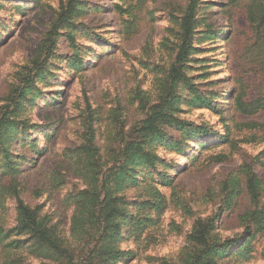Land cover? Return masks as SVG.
<instances>
[{
    "label": "rangeland",
    "instance_id": "1",
    "mask_svg": "<svg viewBox=\"0 0 264 264\" xmlns=\"http://www.w3.org/2000/svg\"><path fill=\"white\" fill-rule=\"evenodd\" d=\"M62 1L0 0V117L18 123L3 139L16 169L1 183L16 182L21 199L56 224L73 264L97 236L88 197L102 199L107 186L132 213L134 202L158 203L145 212L151 221L122 234L118 247L131 256L118 264H191L196 246L187 235L199 219L228 246L209 253L215 264H264V0H198L182 67L176 54L189 0H79L45 49ZM32 61L46 72L13 109L7 98ZM179 66L185 80L170 76ZM172 93L174 120L159 123L149 144L153 167L117 192L114 154ZM16 225L8 191L0 197V264H68Z\"/></svg>",
    "mask_w": 264,
    "mask_h": 264
},
{
    "label": "trees",
    "instance_id": "2",
    "mask_svg": "<svg viewBox=\"0 0 264 264\" xmlns=\"http://www.w3.org/2000/svg\"><path fill=\"white\" fill-rule=\"evenodd\" d=\"M79 0H64L59 4L55 17L51 22V28L47 30L44 37L43 47L47 49L48 42L51 43L50 37L52 31L70 22L75 10L78 6ZM198 0H189L183 16L180 19V45L176 54V62L183 66L192 47V37L194 34V21L196 16V7ZM181 67H173L170 76L177 79H186ZM42 64L40 62L32 61L31 66L26 67L19 73L18 81L15 87L11 89L7 100L11 102L13 109H17L24 99L25 93L31 88V79L34 76H43L46 70H41ZM174 95L168 94L160 98L158 103L152 105L150 112L142 121L138 128L139 135L130 141L124 143V146L117 152V158L114 167L116 171L112 173L111 182H117L120 185L117 192L123 190L125 185L136 180V173L139 169L147 170L153 167L156 155L149 146L150 143L156 139L158 134L157 125L162 122H170L174 120L169 109L172 107ZM18 123L14 115L1 114L0 117V154L3 155V160H0V197L3 193L10 191L15 198V212L17 225L14 228L17 234L23 233L32 245H41L45 249L46 255H55L67 259L68 264H73L71 255L68 254L67 248H64L58 236L56 235V224H50L48 218L38 212L37 207H31L26 204L20 197L17 190L16 182L10 185L2 184V175L15 172V167L11 161V156L7 155V150L4 148V137H11L14 126ZM6 133V134H5ZM194 135L203 134L201 128L192 131ZM88 157L93 156L90 148H88ZM91 163L94 160L91 157ZM87 159L83 164L89 165ZM157 193V192H153ZM94 196V197H93ZM90 199V215L94 218V235L97 234L92 246H86L84 253L79 256L80 264H118L131 256L128 250H122L118 247V242L127 231H134V229L144 226L151 218L145 212L153 209L158 203L150 200H143L141 202H134L135 212L128 210L130 203L119 194L113 193L111 188L107 186L105 195L102 199L98 196L92 195ZM142 210L137 212V210ZM254 216V212L250 213ZM210 221L206 219H199L195 222L192 230L187 235L188 240L193 242L196 246L191 264H215L212 256L209 253L216 251H223L228 246L225 243H215L208 235L210 228ZM1 230V228H0ZM2 231V230H1ZM250 239L246 241V245L250 244ZM227 242V241H225Z\"/></svg>",
    "mask_w": 264,
    "mask_h": 264
}]
</instances>
